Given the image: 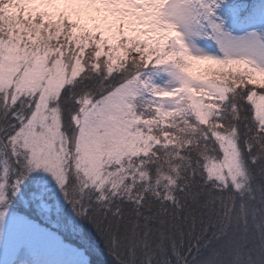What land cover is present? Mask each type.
<instances>
[{
    "label": "snow or ice",
    "instance_id": "obj_1",
    "mask_svg": "<svg viewBox=\"0 0 264 264\" xmlns=\"http://www.w3.org/2000/svg\"><path fill=\"white\" fill-rule=\"evenodd\" d=\"M22 201L112 264H264V3L0 0V228L63 247Z\"/></svg>",
    "mask_w": 264,
    "mask_h": 264
},
{
    "label": "trees",
    "instance_id": "obj_2",
    "mask_svg": "<svg viewBox=\"0 0 264 264\" xmlns=\"http://www.w3.org/2000/svg\"><path fill=\"white\" fill-rule=\"evenodd\" d=\"M257 1L259 0H236V2H243L249 5H251L252 2ZM33 178H39L44 181L46 180L43 176L41 177L40 172L35 171L30 174L24 183L27 184L29 180H33ZM34 186L35 185L33 184V187ZM23 190L22 187L21 191ZM27 199V197L24 198L25 201H27ZM32 211H34V209L30 204L23 201L19 203V213L24 212L29 219L37 222L39 226L45 229H50L53 233H56L61 237L64 242L82 250L87 257L89 264H112V259L99 234L87 221L75 217L70 206L65 205L59 220L41 221L38 218L39 214L34 217L31 214Z\"/></svg>",
    "mask_w": 264,
    "mask_h": 264
},
{
    "label": "rangeland",
    "instance_id": "obj_3",
    "mask_svg": "<svg viewBox=\"0 0 264 264\" xmlns=\"http://www.w3.org/2000/svg\"><path fill=\"white\" fill-rule=\"evenodd\" d=\"M261 3H264V0L252 2V4H257V5ZM227 27L230 30H233L237 35L242 34V30L238 28H233L231 23H229ZM205 67L206 66L202 64L193 65L192 68L193 74L203 75ZM38 172L41 173V177L43 176L46 179L45 181L48 183L50 188L54 189L58 193V189H56L55 186V181L52 179L50 174L45 173L43 171H38ZM18 214L29 221H34L29 219L24 214V212L21 213L18 212ZM61 240L63 241V245H64L63 247L51 245L50 250L47 253H42L40 251H36L35 253H33L31 251H26V250H16L10 241L9 228L8 227L0 228V264H33V261H41V260L50 261L51 264H89L88 259L82 250L76 248L71 244H68L67 242H64L62 238Z\"/></svg>",
    "mask_w": 264,
    "mask_h": 264
}]
</instances>
